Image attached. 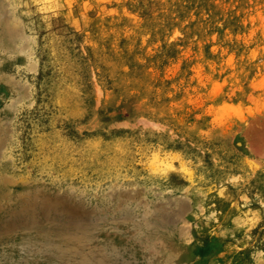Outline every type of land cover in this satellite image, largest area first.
Listing matches in <instances>:
<instances>
[{"label":"rangeland","instance_id":"rangeland-1","mask_svg":"<svg viewBox=\"0 0 264 264\" xmlns=\"http://www.w3.org/2000/svg\"><path fill=\"white\" fill-rule=\"evenodd\" d=\"M0 264H264V0H0Z\"/></svg>","mask_w":264,"mask_h":264},{"label":"bare ground","instance_id":"bare-ground-1","mask_svg":"<svg viewBox=\"0 0 264 264\" xmlns=\"http://www.w3.org/2000/svg\"><path fill=\"white\" fill-rule=\"evenodd\" d=\"M225 181V180H224ZM164 221V220H163Z\"/></svg>","mask_w":264,"mask_h":264}]
</instances>
